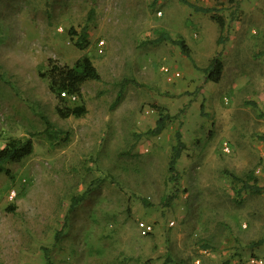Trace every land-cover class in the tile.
I'll return each instance as SVG.
<instances>
[{"label":"rangeland","instance_id":"1","mask_svg":"<svg viewBox=\"0 0 264 264\" xmlns=\"http://www.w3.org/2000/svg\"><path fill=\"white\" fill-rule=\"evenodd\" d=\"M188 1L225 19L224 45L211 14L179 0H0V148L33 141L0 173V264H264V191L237 194L228 174L264 185V0ZM160 31L184 40L192 61L155 43ZM216 52L213 82L203 68ZM82 55L100 80L71 100L83 115L61 118L47 71ZM153 104L178 118L149 136Z\"/></svg>","mask_w":264,"mask_h":264},{"label":"trees","instance_id":"2","mask_svg":"<svg viewBox=\"0 0 264 264\" xmlns=\"http://www.w3.org/2000/svg\"><path fill=\"white\" fill-rule=\"evenodd\" d=\"M180 2L186 4L196 12L209 13L211 18L214 19L218 25L219 33L216 38V43L218 45H224L227 40L226 30L227 25L225 19L217 14L213 13L212 8L198 6L189 2L188 0H179ZM75 34V33H74ZM88 33L83 29L77 37L75 45L80 49H83L87 44ZM161 41H170L176 44L181 53L189 58L191 61L190 50L186 42L182 39L174 40L165 31L158 32V37L154 40L155 43ZM259 55H264V52H260ZM223 70V62L221 59L220 52H216L214 56L210 59L208 65L203 68L205 77L207 80L218 82L221 78ZM48 78V90L54 95L58 100L55 110L61 118H66L69 116L79 117L83 115L86 111L83 103L79 105H71V100L69 96L74 95L76 99H82L81 87L86 81H99L100 74L98 73L96 67L93 65L91 59L87 55H82L79 57L71 66L60 65L53 62L47 71ZM64 92L67 96H61ZM122 90L119 91L117 98L114 103L119 101L121 97ZM253 107H257L255 102H248ZM154 109L157 111V119L153 127L149 128L144 134L149 136H156L160 134L167 124L172 120L178 118V114H171L162 105L153 104ZM47 127H50L49 122H47ZM136 137H140L136 135ZM258 139L264 142V135L258 136ZM185 148V143L182 140L181 132L179 128L175 131V142L171 146L169 160H168V173L172 180H178L177 177V162ZM33 152V141L31 138L25 140L10 139L4 147L0 148V173H9L7 167L8 164L19 163L24 158L31 155ZM231 177L233 188L236 190L237 194L241 192H249L253 194H259L264 191V185L259 184L258 178L251 172L244 177H240L231 173H228ZM83 195V194H82ZM84 197L73 198L69 209L72 210ZM147 203V202H146ZM148 204V203H147ZM264 240H259L256 244L262 243ZM49 263V261H47Z\"/></svg>","mask_w":264,"mask_h":264},{"label":"built area","instance_id":"3","mask_svg":"<svg viewBox=\"0 0 264 264\" xmlns=\"http://www.w3.org/2000/svg\"><path fill=\"white\" fill-rule=\"evenodd\" d=\"M102 43L103 42L101 41L100 44H102ZM163 70H164V72H168V69L167 68H163ZM171 76L172 77H178L179 76V73L176 72L174 74H171ZM61 96L66 97L67 95L64 92H62L61 93ZM69 99L70 100H75L76 99V96L71 95V96H69ZM14 195H15V192L13 191L10 197L12 198V197H14ZM139 229H140V231H141V233L143 235H147L150 232H152L151 225L150 224H146L144 222H140L139 223ZM246 262H247V264H262L263 263L261 259H259V258H253V257H250L249 259H246Z\"/></svg>","mask_w":264,"mask_h":264}]
</instances>
